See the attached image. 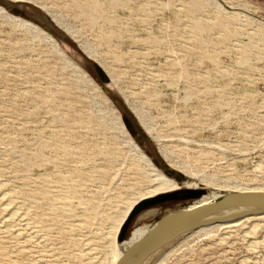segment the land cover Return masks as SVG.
Segmentation results:
<instances>
[{
    "label": "rangeland",
    "instance_id": "obj_1",
    "mask_svg": "<svg viewBox=\"0 0 264 264\" xmlns=\"http://www.w3.org/2000/svg\"><path fill=\"white\" fill-rule=\"evenodd\" d=\"M255 2L0 0L58 44L0 14V193L17 215L4 221L0 205V264H104L110 235L149 186L114 114L180 190L219 200L264 188V20ZM197 201L142 210L123 241ZM258 220L189 233L144 264H264Z\"/></svg>",
    "mask_w": 264,
    "mask_h": 264
},
{
    "label": "water",
    "instance_id": "obj_2",
    "mask_svg": "<svg viewBox=\"0 0 264 264\" xmlns=\"http://www.w3.org/2000/svg\"><path fill=\"white\" fill-rule=\"evenodd\" d=\"M204 195L203 190L184 189L145 201L131 211L121 227L118 241L124 242L129 222L142 210L167 202L196 201ZM263 215L264 192H234L208 205L165 214L123 252L116 264H144L161 248L201 228Z\"/></svg>",
    "mask_w": 264,
    "mask_h": 264
},
{
    "label": "bare ground",
    "instance_id": "obj_3",
    "mask_svg": "<svg viewBox=\"0 0 264 264\" xmlns=\"http://www.w3.org/2000/svg\"><path fill=\"white\" fill-rule=\"evenodd\" d=\"M92 2V0H90ZM111 2V1H110ZM88 3V2H87ZM86 3V5H87ZM92 4V3H91ZM91 4H90V7H91ZM85 5V7H87ZM94 5V4H93ZM84 7V8H85ZM99 6H97L98 8ZM101 8V7H100ZM86 9V8H85ZM91 11H94L96 9L95 6L91 7ZM197 9V8H195ZM98 10V9H96ZM95 10V11H96ZM82 11V10H81ZM84 11V9H83ZM86 12H88V9L85 10ZM84 11V12H85ZM83 12V13H84ZM89 12H90V8H89ZM88 12V13H89ZM99 13V12H97ZM0 14L2 16H4L6 18V20L9 22V23H14L16 25H18L19 27H24L28 30H31L33 32H35L36 34L38 35H41L43 36L46 40H48L56 49H58V44L57 42L51 37L49 36L46 32H44L42 29H40L39 27H37L36 25L26 21V20H23V19H19L17 17H14V16H11L9 14H7L5 12V10L3 8L0 7ZM87 15V13H85ZM90 14H92V12H90ZM93 15V14H92ZM88 16V15H87ZM91 16V15H90ZM92 17V16H91ZM90 17V19H91ZM55 18V17H54ZM53 18V19H54ZM95 18V17H94ZM93 19V18H92ZM55 20L57 21V19L55 18ZM97 20V19H96ZM55 21V22H56ZM92 21V20H91ZM58 23V22H56ZM15 25V26H16ZM260 31H261V34L264 36V27H260ZM74 36V35H73ZM72 65L79 71L81 72L85 77L86 79H88V81L92 84H94V82L85 74V72H83L77 65H75L74 63H72ZM95 88L96 85L94 84ZM97 90L99 91V93L101 92L100 89L97 88ZM102 93V92H101ZM139 118V121L145 126V123L142 121V119L139 117V115L137 116ZM112 119L115 123V125L118 127V130L119 132L121 133V135L124 137L125 139V143L132 149V151L138 156V159L141 161V163L143 164V166L145 167L146 169V172H147V177H148V181H149V186L148 188L146 189V192L142 195H140L138 198L132 200L128 206H127V209L124 213V215L122 216V218L120 219V221L118 222L116 228H115V232H113L114 235H110L111 237L114 236V242L112 241V247L110 249V253H109V257L107 256L104 264H116V262L118 261V259L120 258V256L123 254V252L130 246L132 245L134 242H136L138 239H140L141 237L144 236V234L149 230V228H140L138 230L135 231V233L133 234L132 238L128 241V242H122L121 244V248L122 250L118 249V245L115 246V236L118 232V229L119 227L121 226L123 220L125 219V217L127 216L128 213H130L134 208H136L138 205L144 203L145 201L147 200H151V199H156L160 196H164V195H168V194H172L174 192H177L179 191V186L178 184L169 179L168 177H166L161 171H159L153 164L152 162L150 161V159L142 152V150L139 148V146L133 141V139L131 138V136L128 134V132L126 131L125 129V126L123 124V122L121 121L120 119V116H117V115H113L112 116ZM147 131H149V129L147 127H145ZM188 188V187H187ZM237 192H264V188H259V187H241V188H237L236 190ZM221 195V194H220ZM219 197L216 196V195H208V196H202L197 202H195L194 204H192L190 207H187L186 209H194V208H197V207H201V206H204V205H208V204H211L215 201H217ZM16 200V199H15ZM0 205H1V212L2 214L4 215V217H6L4 219V221H10V220H14L16 221L17 220V215H16V210H15V207H14V204L12 203V200L1 194L0 193ZM16 206V205H15ZM18 213V212H17ZM264 218V215L263 216H258V217H250V218H245L243 220H240V221H236V222H233V223H228V224H219V225H214V226H210V227H205V228H201L195 232H193L191 235H190V238L191 236H197V237H206V236H209L211 234H213V232H215L216 230H219V229H230V228H235V227H241V226H245V225H248V224H251L252 222L256 221V220H260ZM258 220V221H259ZM125 221V220H124ZM259 227V226H258ZM257 227V228H258ZM252 228H255V227H252ZM226 231V230H224ZM253 231V230H252ZM255 232V231H253ZM112 233V232H111ZM38 234V233H37ZM255 235V234H254ZM34 236V235H33ZM38 236V235H37ZM35 236V237H37ZM34 237V239H35ZM113 239V237H112ZM111 239V240H112ZM187 239V238H186ZM189 239V238H188ZM110 240V241H111ZM36 241V240H35ZM40 242V241H39ZM184 242V241H183ZM42 243V241L40 242ZM39 243V244H40ZM124 243V244H123ZM253 244V243H252ZM251 244V245H252ZM255 246V245H253ZM177 247V246H176ZM179 247V246H178ZM177 247V248H178ZM251 247V246H250ZM256 247V246H255ZM110 248V247H109ZM89 253V252H88ZM173 253V252H172ZM91 255V254H90ZM169 257V256H168ZM167 257V259H168ZM166 259L164 258L159 264H163V262H165Z\"/></svg>",
    "mask_w": 264,
    "mask_h": 264
},
{
    "label": "crops",
    "instance_id": "obj_4",
    "mask_svg": "<svg viewBox=\"0 0 264 264\" xmlns=\"http://www.w3.org/2000/svg\"><path fill=\"white\" fill-rule=\"evenodd\" d=\"M255 5L258 8L259 17L264 20V0H256Z\"/></svg>",
    "mask_w": 264,
    "mask_h": 264
},
{
    "label": "trees",
    "instance_id": "obj_5",
    "mask_svg": "<svg viewBox=\"0 0 264 264\" xmlns=\"http://www.w3.org/2000/svg\"><path fill=\"white\" fill-rule=\"evenodd\" d=\"M96 79V81L98 82V83H100L101 84V81L98 79V78H95Z\"/></svg>",
    "mask_w": 264,
    "mask_h": 264
}]
</instances>
